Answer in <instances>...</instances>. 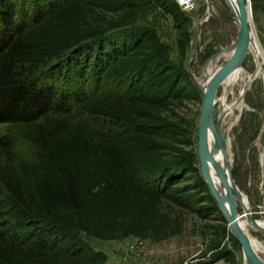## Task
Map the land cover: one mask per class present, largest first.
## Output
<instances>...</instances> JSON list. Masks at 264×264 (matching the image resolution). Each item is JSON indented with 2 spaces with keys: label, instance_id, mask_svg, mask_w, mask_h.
<instances>
[{
  "label": "trees",
  "instance_id": "trees-1",
  "mask_svg": "<svg viewBox=\"0 0 264 264\" xmlns=\"http://www.w3.org/2000/svg\"><path fill=\"white\" fill-rule=\"evenodd\" d=\"M153 1L183 54L188 17ZM137 8L0 0V264H105L85 238L161 242L181 232L170 206L228 234L173 108L201 92L154 28L133 26Z\"/></svg>",
  "mask_w": 264,
  "mask_h": 264
},
{
  "label": "rangeland",
  "instance_id": "rangeland-1",
  "mask_svg": "<svg viewBox=\"0 0 264 264\" xmlns=\"http://www.w3.org/2000/svg\"><path fill=\"white\" fill-rule=\"evenodd\" d=\"M208 2L212 12L209 19L206 18L208 5L205 0H194L193 9L184 12L188 17L187 26L190 32V41L183 54L179 53L177 47L179 33L175 21L153 0H138V8L133 16V26L137 29L154 28L156 30L160 40L170 48V59L188 71L197 87L195 76L200 74L207 58L237 38V29L225 30L223 26L224 22L230 21V16L222 15L217 7L216 0H208ZM251 3L254 13V25L264 47V0H251ZM243 59H245L243 63L245 69L248 72H253L255 67H249L248 63L252 58L247 55V52ZM225 62V58H220L218 65L222 66ZM87 79L91 81V76H88ZM257 82H259V87L254 94L252 87H255ZM221 90L219 87L217 88V96L221 95ZM237 91L238 87H236V93H238ZM245 95L243 100L245 104L244 111L248 112L256 107L258 112L255 121L258 123L259 129L260 127L263 128V76H259L258 80L252 83ZM201 107L202 97L200 102L178 101L173 107L175 118H183L187 122L192 140V146L189 149L194 154L199 169L198 126ZM238 121L229 135L231 140H234V132L236 134L241 132L239 135L240 141L243 140L242 136L248 134L249 127L252 125V121L243 112L238 113ZM3 131L4 127L0 126V134ZM23 146L27 147L25 144ZM240 149V152L237 149H230L231 153L238 151L228 173L234 185L233 189H228L231 194L230 206L232 209H236L238 215L242 214L245 208L247 212H250V218L261 221L264 219V212L262 213L264 211V152L263 161H261L260 151L251 152L248 147ZM209 166L210 160L207 163L208 171ZM222 180L223 182L226 181L225 175L221 178ZM168 210L172 217L179 222L181 232L161 242L140 240L134 237L118 241H105L94 238H85L84 240L92 249L106 255L107 261L105 264H228L223 259L217 260L219 254L225 251L234 254L235 264H243V252L239 243L231 234L228 222H226L228 234L222 236L216 234L213 229L216 224H224L216 217H201L195 212L174 206H170ZM245 217L246 215L242 219ZM250 234L264 246V227L251 229Z\"/></svg>",
  "mask_w": 264,
  "mask_h": 264
},
{
  "label": "bare ground",
  "instance_id": "bare-ground-1",
  "mask_svg": "<svg viewBox=\"0 0 264 264\" xmlns=\"http://www.w3.org/2000/svg\"><path fill=\"white\" fill-rule=\"evenodd\" d=\"M205 3L208 5L206 18L209 19L212 12L208 0H205ZM216 3L223 16H230V21L224 22L223 24L224 29H237V38L233 39L229 45L219 49L217 53L208 57L202 66L200 74L195 76V81L203 94L208 92L215 81L217 72L221 67L218 65V60L220 58H225L227 61L241 41L239 38L241 17L240 0H216ZM244 4L250 23L247 55H249L252 60H250L248 64L250 68L254 66L255 69L253 72H248L243 65L245 60L243 58L235 62L230 73L219 85V88L222 89L221 95L217 96V91L214 93L205 136L206 168L208 160H210L209 171L207 170L210 181L224 201L228 211H230V209L232 210L230 206L231 199L228 198V189L234 188L228 173L235 161V155L237 156L238 154V151L236 153H231L230 149H237L240 152V148L246 149L248 147L251 152L260 151L261 161H263L264 152V127H260L259 129L258 123L255 121L258 109L255 107L254 110H249L248 112L244 111L245 104L243 100L246 96V91L251 87L253 82L258 80L259 76H263L264 79V47L262 46L256 26L254 25V13L251 0H244ZM236 87H238V93H236ZM258 87L259 82H257L255 87H252V92L254 94L257 92ZM242 112L245 113L247 118L249 117L252 121V125L249 127L250 130L248 134L242 136L243 140L240 141L239 135L241 132L240 134L234 132V140H231L229 135L238 121V113ZM216 139H218L219 142H217ZM224 175L226 176L225 182H223V180L221 181ZM263 212L264 211H262V213ZM244 215H246V217L242 219ZM250 215V212H247L245 208L242 214H237L238 226L249 241L255 254L264 262V246L257 238L250 234L251 229L255 230L258 227H264V219L256 221L250 218ZM229 228L232 234L233 228L231 226ZM243 264L254 263L244 256Z\"/></svg>",
  "mask_w": 264,
  "mask_h": 264
},
{
  "label": "water",
  "instance_id": "water-1",
  "mask_svg": "<svg viewBox=\"0 0 264 264\" xmlns=\"http://www.w3.org/2000/svg\"><path fill=\"white\" fill-rule=\"evenodd\" d=\"M240 2H241V17H240V26H239V38L241 40L240 44L235 49L231 57L225 62V64L219 68L215 81L213 82L208 92L206 94H203L199 88L201 92V97H202L201 116H200L199 126H198V159H199V164H200L199 171H200L203 181L208 186L211 196L217 202L221 213L223 214L225 220L228 222V226L229 227L231 226L233 228L232 235L235 237V239L239 243L241 250L243 252V255L248 260L252 261L254 264H264V262L255 254L249 241L247 240V238L243 235L242 231L240 230L238 226V220H237L238 217L236 214V209H232V210L230 209V211H228V209L226 208L224 204V201L218 194L214 185H212L207 168H206V163H205L206 161L205 136H206V130H207L208 122H209L210 106H211L212 98L217 88L221 84V82L230 73L235 62L238 59L244 58L247 52V49H248L250 23L248 21V16H247L244 0H240ZM216 140L217 142H219L218 139ZM228 198L231 199L230 192H228Z\"/></svg>",
  "mask_w": 264,
  "mask_h": 264
},
{
  "label": "built area",
  "instance_id": "built-area-1",
  "mask_svg": "<svg viewBox=\"0 0 264 264\" xmlns=\"http://www.w3.org/2000/svg\"><path fill=\"white\" fill-rule=\"evenodd\" d=\"M183 12H189L193 9L194 0H173Z\"/></svg>",
  "mask_w": 264,
  "mask_h": 264
}]
</instances>
